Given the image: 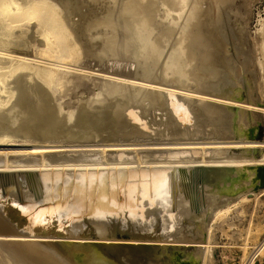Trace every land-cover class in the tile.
<instances>
[{
    "label": "bare ground",
    "instance_id": "obj_1",
    "mask_svg": "<svg viewBox=\"0 0 264 264\" xmlns=\"http://www.w3.org/2000/svg\"><path fill=\"white\" fill-rule=\"evenodd\" d=\"M238 15L235 0H0V177L8 171L36 174L42 187L38 191L32 185V197L12 193L13 199L33 202L44 196L46 178L73 172L52 182L66 186L59 203L52 199L49 207H15L30 233L52 226L55 217L65 235L19 234L0 214V264H82L73 255L79 251L86 264H173L176 247L195 256L204 252L200 264H206L215 219L248 200L249 183L233 181L238 169L264 165V140L247 137L253 123L247 110L264 113V108L254 99L250 75L235 64L248 58V38ZM84 56L94 59L96 67L116 59L130 70L89 71L81 63ZM81 73L100 77L98 90L67 109L61 93ZM102 108L114 119L107 124L129 136L127 143L110 141L70 155L75 146L63 144L91 143L92 132L86 141L81 133L90 120L96 121L91 110ZM151 117L162 125L154 126ZM183 118H194L196 124L184 127ZM99 125H93L97 131ZM143 126L158 128L141 131L143 136L169 141L150 149L168 152L137 154L134 162L130 152L144 145L130 142ZM251 148L262 149L261 156L236 153ZM143 163L169 173L150 180L151 196L142 207L129 198L124 206L111 200L110 186L116 187V201L120 187L126 199L135 183L128 181L129 169ZM79 171L85 177L75 174ZM156 172L161 173H148V179ZM136 177L138 191L140 171ZM236 193L235 199L228 198ZM259 195L264 189L253 200ZM200 199L203 210L197 209ZM255 257L264 258V240L249 264Z\"/></svg>",
    "mask_w": 264,
    "mask_h": 264
},
{
    "label": "rangeland",
    "instance_id": "obj_2",
    "mask_svg": "<svg viewBox=\"0 0 264 264\" xmlns=\"http://www.w3.org/2000/svg\"><path fill=\"white\" fill-rule=\"evenodd\" d=\"M235 3L238 8V12H239V15L237 17L239 26L243 25L244 29L246 30V35L248 38L247 39L248 58L243 63L235 62V64L237 65V68L240 73L243 72L247 76L250 75L249 77L250 79H252L254 96L256 97V98L254 97V99L255 101L258 102L261 108H264V53H263L264 52L263 51L264 50V34H263L264 33L263 31L264 30V0H235ZM259 22H261L260 24L262 27L259 26ZM261 28H263L262 31L260 30ZM255 30H258L260 32L258 33V31H255ZM261 32L263 33L261 34ZM94 61L95 60L92 59L91 57L84 56L82 58L81 63L83 64L84 67H87L89 71H97V72H106V71H112L113 69H116V71H121L125 73L126 70L124 69L128 68L125 66V62L121 60L114 59V60L102 62L97 67L94 66ZM118 68L120 70H118ZM95 69H98V70H95ZM129 70L130 69L128 68L127 71ZM87 75L88 74L81 73L79 78L73 77L72 80L70 79L71 81L67 83L65 88H63V92L61 93V95H64L63 96L64 98L61 99V103L67 109L71 108L74 105L71 103L76 104L78 102L77 99L81 100L82 98L89 97L90 95H93L94 92L95 93L97 92L98 90L97 84L101 78L94 76V75H88L89 76L88 77ZM176 101L179 102V104L181 103L186 104L179 98H177ZM172 102H175V101L172 100ZM69 104H71L72 106ZM192 105H194V103ZM91 111L95 114L96 121L92 123V120H90L91 122H89L87 125L88 128L84 127L85 130L81 133L84 136L83 141H86L88 139L86 134H88V132H92V135L90 136L91 143L83 142V143L76 144V141H74L72 142L73 143L72 144L71 141L70 142L66 141L67 143L65 142L66 145L64 143L63 144L64 146H68V145L75 146L74 147L75 149L73 150H76V152H70L69 153L70 155L82 154L85 150L92 149V148L95 149V147H93L95 145L97 146V145H103V144L105 145L110 144V141L121 145V144H126L127 142L125 141L129 140V138H126V136H128L127 134L124 135V134L115 132L117 130V126L115 124L113 125V123H111V126H114V128L113 127L111 128L109 126L110 124H107V122H109L110 120H114L113 118L111 119L109 117L107 110H104V108H102V109H96V110L93 109ZM251 111H256L258 113H257L255 122H253L254 124L248 125L249 129L254 128L253 134H250L248 131L247 137L248 139H251V140L262 141L264 140V113H261L257 110H251ZM181 113L182 112H180V116L183 115ZM148 119L151 120L152 117ZM182 120L184 121L182 123L184 127L188 125L190 126V128H192L193 125L196 124V120L194 118L190 120H186L183 118ZM152 121L154 123V126L162 125L161 122L158 121L157 119L156 120L152 119ZM131 122L135 123L136 120L131 119ZM92 124L94 126L100 124L98 127H101V128L103 125V127L106 129L102 128L104 129L103 130L104 132L101 131L102 130L101 128H99L100 131H97V129ZM105 124H107V126ZM154 126L152 127V129L158 130V128ZM211 128H212V125H206L205 127V129L207 130H210ZM138 129L140 131L136 134L134 141L130 142V144L144 145V146H141V147L134 146L135 148H140V150H137L136 152H130V155H132V157L134 158V162L136 161L135 159H136L137 154L140 157H143L144 155L150 156L156 153L164 154L168 152V151H160V150H151L150 148H154L153 146H157V144L169 143V141L161 142L158 139L156 141V139H153L152 137L143 136L141 131L144 130L145 132L147 130V126H143L142 129L141 127H139ZM152 129H149L147 131L148 132L150 131L149 133H153L151 131ZM98 133H100V135H98ZM101 133L103 136H101ZM103 141L104 142L106 141L107 143L106 142L104 143ZM152 144H156V145H152ZM148 162H152V160H148ZM129 170L133 172V175L131 179H128V181L130 184H132V179L135 180V183L133 184L134 189L130 191L129 189L126 188L128 191L126 190V199H124V191H122V187H120L121 188V189L119 188L120 191L118 190V199L120 198V201H116V198H115L116 193L113 192V191H116V187L112 186L115 188L114 190V188L110 186V190H111L110 199L114 198L111 200H114L115 203H119L124 206V201L128 200L129 198V202L131 203V201H133L132 205H135L137 203L138 208L142 207V203L144 202V199L151 196L152 185H150V191H148V183H150V180L153 179L154 181H156L158 180V178L156 177L167 176L169 173L167 169L150 168L144 163L141 164L139 167L136 166L134 168H130ZM155 170H159L161 171V173L156 172L155 176H150V179H148V173H150L151 175L154 173ZM104 171L105 170L99 171V172H104ZM138 171H140L141 182H140V185H138V191H136V181H138V177H136V175L138 174ZM64 173L72 174L73 172L71 170L64 171V172L59 171V172H56V174H54L52 177H48L45 179L47 183L44 184V191H41V193L44 192L45 194L43 197L37 198V201H35L36 203H38L37 206H40V203H42L41 201H47V202L50 201V203H53L55 200H57L58 203L60 202V199H58V197H60V193H63L66 186L61 188L59 180L61 179ZM93 173L94 171H90L88 175L93 174ZM75 174H82V177H85V173L81 171H79L78 173L76 172ZM2 175L3 176L0 177V183H2V185L0 186V189L3 187L6 193L10 195V197H12V199H13L12 193L16 191L19 192L20 190L23 193L26 192V195H29L32 197V194H33L32 191L34 190V187L38 188V191L40 190V187H42V183L39 184V179L37 178L36 174L33 175V173L30 174L26 171H17V172L8 171V172L3 173ZM111 175L113 176L114 174H111ZM122 180L126 181V178H123ZM56 181H59L58 182L59 184L55 185L54 183H52ZM128 181H126V184L128 183ZM121 183L122 185H124V182H121ZM93 184L94 182H92V185ZM16 185H18L20 189H18ZM32 185H34V187ZM93 188H94V185H93ZM93 188H92V191H93L92 194L94 195ZM52 191H54V197H52ZM104 191L105 192L103 193V195L104 197H107V199L106 198L105 199L106 201H108V193H107L108 187H106ZM98 192H99V186H98V191H96V197L99 194ZM136 193H138V195H136ZM127 194L130 196H128ZM38 199H40V201H38ZM52 199H54V201H52ZM231 199L233 200L235 198H231ZM13 200H16V199H13ZM224 200H226L225 197H222L220 199V201H224ZM21 202L28 206H30L29 203H31L29 201H21ZM199 203H197L199 205L197 206V209L198 210H201L202 208L204 209V202L202 201V199H200ZM126 204H127V201H126ZM200 205L202 206V208ZM56 207L57 205L54 204L53 208H56ZM87 214H89V212ZM262 240H264V195L262 196L259 195L256 198H254V200H253V197L251 198L248 197V200L236 204L235 206L231 208V210L227 214H220L215 219V222L213 224V233H212L211 244H210L211 245L210 252L206 256V264H249V260L251 259L253 255L254 248L258 246L262 242ZM174 242H180V241H174ZM202 254L200 256V261L198 264L201 263V260L203 257ZM263 259H264L263 257H255L253 264H264Z\"/></svg>",
    "mask_w": 264,
    "mask_h": 264
},
{
    "label": "water",
    "instance_id": "obj_3",
    "mask_svg": "<svg viewBox=\"0 0 264 264\" xmlns=\"http://www.w3.org/2000/svg\"><path fill=\"white\" fill-rule=\"evenodd\" d=\"M256 103H258L256 101ZM256 111L247 110L246 114L250 117V119L253 120V122L256 120L257 116ZM253 124V123H252ZM254 128L248 129L250 134H253ZM239 156L243 157H255L259 158L262 154V149H255L251 148L250 150H240L236 152ZM244 180L249 183V186L247 187V196L249 198L253 197L254 194L259 193L264 189V165H250V166H242L238 169L237 179H234L233 181L238 182ZM3 189V187H2ZM238 193L233 195L232 197L228 198H236ZM9 201V202H8ZM7 204L0 205V214L1 216L6 220L7 224L14 228V230L19 234H29L33 236H55V235H65L62 230L57 229L56 225L53 223L50 227H44L41 230H39V227H34L33 233H30L28 230L27 222L23 217H21L17 210L15 209L16 206L25 207L26 205L22 203L19 199L17 200H8ZM46 201L42 202L45 203ZM40 203V206H46L49 207L48 204H42ZM31 206L34 207V204H37L35 201L29 203ZM50 204V203H49ZM32 207V208H33ZM205 233L203 232L201 235V238L204 239ZM58 244L62 247L65 246V243L58 242ZM86 246H89L90 248H94L95 250H98L96 246L91 245L89 243H85ZM182 248V247H181ZM180 248V249H181ZM82 250L81 247H79L78 251ZM70 252V251H69ZM90 250H86V254H89ZM172 252L176 253L178 256H176V260L173 262V264H198L200 261L201 255H192V252L190 251H179V247H176L174 250L172 249ZM76 253V252H72ZM76 257L80 258V261H82V264L85 263V257L80 256V251L76 254H73ZM182 255V256H181ZM171 256V255H170ZM264 260V259H263ZM170 263L172 261L170 260ZM81 264V263H79Z\"/></svg>",
    "mask_w": 264,
    "mask_h": 264
}]
</instances>
